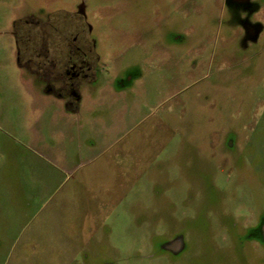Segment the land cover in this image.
Returning <instances> with one entry per match:
<instances>
[{
  "label": "rangeland",
  "instance_id": "1",
  "mask_svg": "<svg viewBox=\"0 0 264 264\" xmlns=\"http://www.w3.org/2000/svg\"><path fill=\"white\" fill-rule=\"evenodd\" d=\"M79 6L45 84L16 24ZM0 264H264V0H0Z\"/></svg>",
  "mask_w": 264,
  "mask_h": 264
},
{
  "label": "flooded vegetation",
  "instance_id": "2",
  "mask_svg": "<svg viewBox=\"0 0 264 264\" xmlns=\"http://www.w3.org/2000/svg\"><path fill=\"white\" fill-rule=\"evenodd\" d=\"M56 15L69 20L68 26L65 25L71 29L69 32L64 28L54 32L55 27L51 20L56 18ZM56 15L49 18L48 23L45 24L37 18L27 17L19 21L16 27L18 30L24 28L25 32L21 42L25 43L28 57L23 63L28 65L30 72L39 81L45 84L54 81L63 89L71 86L74 81L85 78L87 74H91L95 57L91 55L92 43L89 40L91 27L86 23L85 8L79 6L76 14L72 16L65 15L63 12ZM30 25H33V31ZM37 28L44 30L43 56L38 55L39 52L34 45V34ZM66 33L69 34L66 35Z\"/></svg>",
  "mask_w": 264,
  "mask_h": 264
}]
</instances>
